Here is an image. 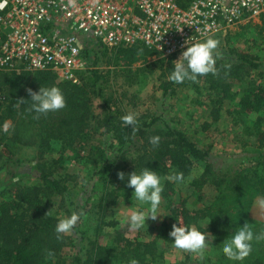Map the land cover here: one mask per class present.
I'll return each mask as SVG.
<instances>
[{
  "label": "trees",
  "instance_id": "obj_1",
  "mask_svg": "<svg viewBox=\"0 0 264 264\" xmlns=\"http://www.w3.org/2000/svg\"><path fill=\"white\" fill-rule=\"evenodd\" d=\"M174 1L179 7L185 8L192 0ZM106 51L108 50L95 44L92 49H86L88 67L79 74L78 84L60 81L50 71L0 72V126L5 121L10 122L11 127L5 134L8 136V146L15 149L36 147L38 158L41 159L54 144H57L59 162H63L65 157L71 155L76 160H84L88 156L85 149L87 143L91 141V132L110 136V142L106 147L96 148L94 153L97 154L96 166L85 180L84 186H81V190L76 192L77 197L74 200L69 198V191L61 178L53 177L48 171V164L40 162L37 164L41 173L40 182L16 188L12 200L0 203V264H131L132 260L138 261V264H153L156 260L164 259V252L158 247L157 241L170 237L162 238L159 234L153 241L144 243L121 237V246L112 249L92 242V248L86 252L85 258L76 255L70 261L63 260L62 246L66 245L63 243L69 238L63 240L55 231L58 219L50 213L51 207L56 203L55 199L60 198L61 204L66 202L69 204L65 213L73 214L79 210L86 216L90 212L88 202L92 200L94 194L101 191L99 206L92 207L95 211L90 212L100 223L98 225L100 229L105 214L120 197H123L124 202L131 200L134 189L127 186V179L134 171L140 174L145 167L155 171L164 183L162 197L165 199L170 196L177 183L168 177L177 173H183V182L190 179V185L199 191L204 185L211 184L219 189L225 183L219 176L211 175L209 151L184 132L169 126L152 128L150 127L152 125L144 122L148 117L145 115L137 117L134 127L125 126L121 118L127 114L117 110L109 100H104L102 90H90L91 85L86 78L93 73L92 86L101 80V76H97L98 70H94V65L97 64L98 57L106 56L104 53ZM109 55L115 63L121 59L127 64L137 61V55L160 56L139 44L115 48ZM162 59L166 60L171 68L174 67L173 57ZM215 68V74L204 75L205 78L202 80L207 92L217 96L209 105L211 122L202 124L203 131L219 121L223 113V102L234 99L235 95L237 96L235 114L250 115L264 112V87L257 82L251 80L239 94L232 91L233 82L235 80L238 83L246 82L250 72L258 70L259 64L249 57H241L238 63L219 61ZM257 76L262 77L261 74ZM180 85H186V82L177 84L169 79L161 82L159 89L164 96H168L175 93L173 87ZM53 86L62 90L66 107L46 115L36 113L32 108L29 89L32 92H39L40 88ZM92 96L102 99L104 113L95 114ZM261 121L264 120L258 118L256 124L260 125ZM156 136L160 137L158 146L150 143V139ZM115 147L118 156L110 159L109 153L114 152ZM202 162L206 166L195 182L197 178H192L194 169ZM17 164H20V161H17ZM121 172L125 174L123 181L118 177V173ZM227 187L229 190L219 192L212 204L205 209L202 217L209 220L208 225L205 228L200 226L196 228L211 235L214 241L232 234L244 224L239 222V218L245 215L249 208L252 202L251 194L264 197V178L255 182L252 177L248 180L247 175L236 174ZM169 202L171 203L170 200ZM69 206L72 209H69ZM61 207L64 208L63 205ZM170 211L172 221H177L179 215L177 216L175 209ZM201 212L198 210L194 216H190L183 209L180 216L184 226L190 228L191 224L198 223L201 217L198 218L196 215ZM105 226L114 227L116 222H108ZM166 226L162 225L163 228ZM81 235L84 236V233ZM208 263L209 257L202 262ZM243 264H264V261L254 258L246 260Z\"/></svg>",
  "mask_w": 264,
  "mask_h": 264
},
{
  "label": "rangeland",
  "instance_id": "obj_2",
  "mask_svg": "<svg viewBox=\"0 0 264 264\" xmlns=\"http://www.w3.org/2000/svg\"><path fill=\"white\" fill-rule=\"evenodd\" d=\"M209 38L220 41L217 49L220 55L216 57V64L219 61L238 63L241 57H249L253 62L259 64L258 70L251 71L245 80L246 82L238 83L236 80L233 82V93L239 94L251 80L264 87V14L252 21L241 22L226 32ZM112 51L108 50L104 52L106 56L97 58L94 70H98L96 71L97 76L100 75L101 80L99 79L97 85L95 83L92 86L94 82L93 73L88 75L86 81L91 85L90 90H102L104 100H109L112 106L125 114L133 113L136 117L148 116L144 122L152 125L150 126L152 128L169 126L174 130L184 132L202 148L209 151V162L212 166L211 175L219 176V179L224 180L225 183L219 189L211 184L204 185L200 191L195 186L190 185V179L176 183L170 196L166 199L162 197L161 200V208L164 210L161 219L164 220L163 224L167 225L166 228L159 224H151V220L148 219L144 230L137 232L138 235L133 232V229L130 230L129 225L105 226L108 222H116V216L119 217L115 214V211L117 212L115 206H112L110 211L105 214L101 227L98 229L100 223L90 212L95 211L92 207L96 208L100 204L98 201L101 195L100 191L94 194L92 200L88 202L90 210L88 215L85 216L79 210L74 212L81 217L74 230L71 233L59 234L63 240L69 238L63 243L66 245L62 246L63 260L68 259L67 261L76 255L85 258L86 252L92 248V242L112 249L121 246V237L135 239L137 236L138 241L143 243L153 241L159 234L162 238L170 237L173 225L185 227L180 216L183 209L190 216H194L195 212L201 210L202 212L196 215L201 219L189 227L194 229L198 226L205 228L209 223L207 218L202 217L205 214V209L212 204L219 192L229 190L227 185L236 174L247 175L248 180L252 177L255 182L264 178V121H261L260 125L256 124L258 118L264 120V112L250 115L235 114L237 109V96L235 95L234 99L223 102V113L219 121L211 124L207 130L203 131L202 124L211 122L209 105L212 100L217 98L216 94L207 92L202 81L204 76L197 78L196 81H185L186 85L173 87L175 93L164 96L159 87L161 82L170 79L178 58L173 60L174 67L172 68L166 60L157 55L145 57L137 55V61L131 64H127L121 59L115 63L112 56L109 55ZM258 74H261L262 77H258ZM101 100L96 96L91 97L96 115L105 112ZM5 134V132L0 131V203L12 200L16 188L40 182L41 173L37 167L40 162L48 164V171L53 174V177L61 178L62 183L69 191V198L74 200L77 197L76 192L81 190V186H84L85 180L96 166L95 155L97 154L94 155L96 148H100V146L104 148L110 142V136H101L98 132H91V141L87 143L85 149L87 158L76 160L71 155L65 157L63 162H59L57 160L59 149L57 144H54L52 149L39 159L36 147L12 148V146H8V136ZM116 151L117 147L114 148V152L109 153L110 159L118 156ZM17 161H20V164H17ZM205 166L206 164L203 162L197 164L192 175V178H197L195 182L198 181ZM250 197L252 202L245 215L240 216L239 222L247 224L254 235L264 233V205H262L264 197L252 194ZM122 198L120 197L118 202L124 203ZM55 201L56 203L51 207L50 213L58 219V222L72 215L65 213L68 210L66 206L69 205L67 202L61 204L60 198H56ZM119 207L122 208L119 211L122 214L124 208ZM68 208L72 209L70 206ZM171 209H175L177 216L179 215L177 221H172ZM129 214L132 215L130 212L125 213V215ZM163 216L165 217L163 218ZM200 231L202 234H206L203 230ZM236 231L228 236L220 237L218 241H214V238L212 239V236L209 235V240H212L213 245L204 257V259L210 258L208 264H243L246 260H253L254 258L264 261V239L252 241V253L244 261H230L223 255L224 241L230 239ZM82 232L84 236L81 235ZM158 241L161 251L164 252V259L156 260L153 264H175L176 262L179 264H202L204 261V259L201 261L194 254L177 249L171 237ZM169 258H175L177 261L174 260L173 262Z\"/></svg>",
  "mask_w": 264,
  "mask_h": 264
},
{
  "label": "built area",
  "instance_id": "obj_3",
  "mask_svg": "<svg viewBox=\"0 0 264 264\" xmlns=\"http://www.w3.org/2000/svg\"><path fill=\"white\" fill-rule=\"evenodd\" d=\"M264 14V0H0V72L78 84L86 49L142 45L163 58Z\"/></svg>",
  "mask_w": 264,
  "mask_h": 264
},
{
  "label": "clouds",
  "instance_id": "obj_4",
  "mask_svg": "<svg viewBox=\"0 0 264 264\" xmlns=\"http://www.w3.org/2000/svg\"><path fill=\"white\" fill-rule=\"evenodd\" d=\"M220 41L218 39L208 38L202 43H197L187 47L182 52L181 58L176 61L174 70L170 75V80L177 84L185 81H196L199 76L209 73L215 74L216 57L220 55L217 51ZM186 62V63H185ZM32 101V108L38 114H48L56 112L66 107V99L63 92L58 87L40 88L39 92H32L29 89ZM125 126L134 127L137 123V117L129 113L122 118ZM11 127L9 122L0 126V131L7 133ZM160 137H152L150 143L158 146ZM120 180H125L123 172L118 173ZM169 180L177 183L183 182V173H177L168 177ZM127 186L134 189V195L141 205L147 208H141L132 213L129 218L130 227L139 231L146 225V221L151 219L155 221L159 216L162 192L164 191L162 178L153 170L144 168L140 174L134 171L127 179ZM264 205V202H262ZM80 215L73 213L70 217L61 219L55 228L57 234L71 233L76 227ZM170 237L177 249L185 250L194 254L203 261L206 253L212 247V240H209V234H202L201 231L194 228H186L173 225ZM264 239V233L254 235L247 224H244L228 240L224 241L222 252L230 261H244L252 253V241ZM131 264H138V261L132 260Z\"/></svg>",
  "mask_w": 264,
  "mask_h": 264
},
{
  "label": "crops",
  "instance_id": "obj_5",
  "mask_svg": "<svg viewBox=\"0 0 264 264\" xmlns=\"http://www.w3.org/2000/svg\"><path fill=\"white\" fill-rule=\"evenodd\" d=\"M115 208H116V210H117V212L115 211V214H117L119 217H117L116 216V226L119 224V225H129L130 226V223H129V218H130V214L129 215H125V213L126 212H130V213H133L134 211H136V210H138V209H141V208H147V206L146 205H141L140 204V202H138L137 201V199L135 198V195H134V192H133V194H132V197H131V200L129 201V202H127V203H123V202H117L115 205ZM119 206H122L124 209H123V211L121 212L122 214H120V209H122L121 207H119ZM125 206V207H124ZM124 211H125V213H124ZM159 214L161 215V216H159L155 221H153V220H151V224H159V225H163V223H164V220H162L161 219V217H162V214H164V210H163V208H161V204H160V210H159ZM165 216H163V218H164ZM167 222V221H166ZM154 227V226H153ZM131 228V227H130ZM156 229V228H155ZM130 230H132V228L130 229ZM144 230V228L143 229H141V230H139V231H136V230H133V232L135 233V234H137L138 235V233L137 232H141V231H143ZM158 235H156V237H157ZM127 237V236H126ZM127 239H129V240H131V241H134V240H138V237L136 236V238L134 239V238H128L127 237ZM155 239V238H154ZM157 245H158V247L160 248V244H159V241H157ZM170 260H172L173 262H174V260L175 261H177L175 258L173 259V258H169ZM175 264H179L178 262H176Z\"/></svg>",
  "mask_w": 264,
  "mask_h": 264
}]
</instances>
